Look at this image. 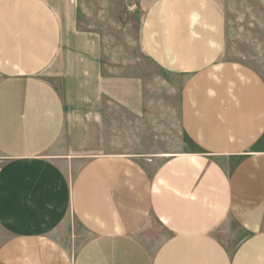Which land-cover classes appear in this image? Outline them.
Returning a JSON list of instances; mask_svg holds the SVG:
<instances>
[{"label": "crops", "instance_id": "crops-1", "mask_svg": "<svg viewBox=\"0 0 264 264\" xmlns=\"http://www.w3.org/2000/svg\"><path fill=\"white\" fill-rule=\"evenodd\" d=\"M50 1L0 0V264H264V77L229 58L216 1L144 0L139 50L179 79L187 142L151 168L107 151L131 137L101 112L133 124L144 82Z\"/></svg>", "mask_w": 264, "mask_h": 264}, {"label": "rangeland", "instance_id": "rangeland-1", "mask_svg": "<svg viewBox=\"0 0 264 264\" xmlns=\"http://www.w3.org/2000/svg\"><path fill=\"white\" fill-rule=\"evenodd\" d=\"M215 1L225 19L226 51L229 58L250 66L264 77V0ZM50 2L53 9L65 21L70 11L77 10L79 28L100 31L103 38L101 44L104 53L103 63L115 67L117 76L126 74L123 71H130V76L140 78L144 82L146 107L143 117L133 118V124H128L131 119L126 117L124 110L116 105V107L109 105L107 99H102L101 112L104 125L108 128L115 124L116 129L127 130L131 137V140H126L125 135L116 134L119 138L105 139L109 143L107 151L124 153L137 151L138 158L151 168L160 163L163 159L160 157L162 154L177 152L182 143L186 145V140H180L178 124L173 112V107L177 104L180 81L174 79L172 75L155 70L139 50L138 26L148 2L144 0H52ZM68 102L70 108L76 105L72 99ZM96 104L95 107L98 108L97 101ZM105 136H108L107 133ZM150 160H153L151 164H149ZM0 162H2L1 158ZM73 172L74 167L70 165V175ZM74 231L75 236L70 235L67 244L72 252L81 237L76 226L70 224V233Z\"/></svg>", "mask_w": 264, "mask_h": 264}]
</instances>
